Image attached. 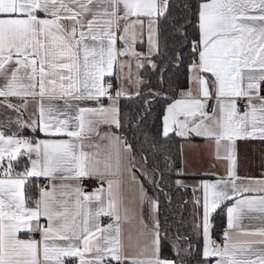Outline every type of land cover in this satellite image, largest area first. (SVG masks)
<instances>
[{"label": "snow or ice", "instance_id": "obj_1", "mask_svg": "<svg viewBox=\"0 0 264 264\" xmlns=\"http://www.w3.org/2000/svg\"><path fill=\"white\" fill-rule=\"evenodd\" d=\"M171 6V0H0V79L4 81L0 97L24 98L20 106L7 100L0 104L17 112L21 106L26 110L28 97L36 104L35 119L25 121L21 115L15 121L0 123V129L16 126L11 135L0 130V264H192L195 259L190 239L179 235V226L171 245L178 259H161L159 200L147 196L142 184L139 211L125 207L123 216L112 180L107 181V190L99 187L86 193L80 186L83 178L115 174L111 149L118 141L128 153L126 167L133 182L138 180L134 171L137 165L141 175L151 172L155 188L164 182L160 161L148 163L149 153L155 159L165 152V145L156 136L142 133L138 160L136 149L127 139L113 132L101 136L97 131L100 124L117 130L130 126L122 121L126 113L121 111L120 101L127 95L123 84L113 94L110 90L114 85L103 83L105 76L115 75L117 57L125 55L137 60L138 70L145 67L144 60L153 74L160 73L155 89L151 78L137 77L134 81L137 98L163 96L165 100L159 135L171 140L174 134L186 142L193 137L213 140L216 158L227 161L226 177L214 182L202 180L193 187L194 228L198 235L202 232L203 264H264V178L237 176L235 143L264 140V0H200L195 12L198 38L189 39L186 25L190 20L173 17L176 43L173 55L167 56L168 63L161 67L153 59H165L160 52L158 22L169 18ZM188 8L190 5L183 6ZM130 17L135 19L128 23ZM143 18H147L149 47L147 53H137L126 37L137 25L144 29ZM121 20L126 22L122 26ZM130 38L135 43L134 31ZM117 39L123 43L119 52ZM184 48H190L191 57L188 87L177 93L179 85L166 82L164 73L169 64L179 66L183 62ZM118 79L122 81L123 76ZM169 92L179 98L173 99ZM105 97L107 106L102 99ZM57 99L63 104L55 103ZM84 101L99 107H81ZM151 103L143 99L144 106ZM73 111L75 116L70 115ZM143 119L138 116L134 126L139 128ZM24 129L47 137L67 135L74 139H37L22 135ZM85 134L108 141L103 146L110 150L105 172L92 158L97 154L78 151L81 145L76 141H82ZM95 147L100 149L101 145ZM23 157L28 163L17 171ZM163 162L171 176L174 164L170 157L164 154ZM58 175L75 183L51 184ZM185 175L182 169L175 170L178 188L187 187L182 179ZM41 177L49 181L50 190L41 187L39 198L33 199L29 195L30 178ZM198 188L203 190L202 200L195 195ZM105 191L106 197L102 195ZM229 201L232 203L227 204ZM145 204L151 226L144 218ZM226 204L221 245L212 238V217ZM103 218L109 223L102 224ZM245 219H258L260 226L247 231L242 224ZM136 223L141 236H152L151 255L141 258L130 257L125 251L123 225L135 228ZM242 228V235L248 239L234 235ZM37 234L39 239L35 238ZM167 235L165 231V238ZM132 238L130 229L127 239L131 242ZM181 241L188 242L183 256Z\"/></svg>", "mask_w": 264, "mask_h": 264}, {"label": "crops", "instance_id": "obj_2", "mask_svg": "<svg viewBox=\"0 0 264 264\" xmlns=\"http://www.w3.org/2000/svg\"><path fill=\"white\" fill-rule=\"evenodd\" d=\"M135 17H130L128 23H131L132 20H134ZM144 19V29L141 30L139 25L135 26L134 29L129 30L128 40L129 45L132 49H134L137 53H147L148 51V31H147V18ZM126 23L125 21L121 20L120 24L121 26ZM132 31L135 32L136 35V41L135 43L132 42L130 36ZM121 33L118 32L117 35L119 36ZM117 43L121 44V48L123 46L122 41L117 39ZM120 48V50H121ZM119 50V51H120ZM118 51V52H119ZM141 62L147 64V61L142 60ZM121 63H123V69L121 70ZM189 64V63H188ZM137 60L132 58L130 55L125 56H118L117 61L115 64V75L109 77L105 76L103 78V83L107 85L109 82H111L114 85L113 93L115 90L119 87H121V83L123 84V87L126 86L124 82V78L127 76H132L131 81L129 83L128 89L126 91L127 95L134 94L137 89L134 85V75H141L140 69L138 70L137 67ZM123 76V80H119L118 77ZM129 76V77H130ZM143 76L141 75V78ZM187 78H188V65H187ZM186 78V83L179 87L177 89V93L184 88L188 87V80ZM4 81L0 79V85H2ZM126 95V96H127ZM262 95V94H261ZM173 99H178V95H171ZM28 104L27 108L25 110L24 107H20L19 112L11 110L6 108L4 105L0 104V123H6L7 121H15L18 117L22 115V118L25 121H30L31 119H35L36 116V104L33 102V99L31 97H28ZM38 99V98H37ZM48 99L47 97L45 98ZM104 106H107L108 100L107 98H102ZM15 104V105H22L24 98L22 97H0V101H5ZM55 103L62 105L63 101L61 100H54ZM81 107H99V105L95 104L92 101H84L80 103ZM164 107L163 106L162 112H161V124L160 128L162 130V116L164 114ZM241 110V112H243ZM77 113L75 111L71 112V116H75ZM63 118V117H62ZM89 119H96L95 117H89ZM71 127V125H70ZM0 130H4L6 135H11L12 132L16 131L15 124H12L9 128H3ZM97 131L102 136L106 132H113L118 136L119 130L115 129L114 126H109L107 124H100L98 126ZM22 135L34 137L37 139H63V140H69L74 138H69L67 135H61L56 137H47L42 133L36 132L33 133L31 129H24L22 132ZM81 146L78 148V151H84L89 154H97L93 158V160H98L100 163L97 165L99 170L101 172H105V160L107 159L109 149L104 148V145L108 144V141L106 139H100V136L95 134H85V137L82 141H76ZM236 155H237V170L236 174L239 177H252V178H264V140L259 139H246V140H237L236 142ZM96 144L101 145L100 149H97L95 147ZM111 151L114 154L113 163H114V175H104L103 176V183L93 188L91 191H85L86 193H91L94 189L103 187L105 190H107V181L112 180L114 182V192L115 197L117 201V206L121 212V216H123V210L125 207H128L129 209L139 211V187L142 184L144 189L146 190V193L148 194V191L146 187L144 186L143 181L141 180L140 176L136 172V175L138 177V180L136 182H133L131 178V173L127 170V159L128 153L124 150V145L121 142H117ZM221 152L223 153V149H221ZM179 153H180V159H179V165L178 169H182L186 175L182 177L184 180V183L192 189L193 193V187L198 186V182L202 180H207L209 182H214L217 178L220 177H226L227 175V161L224 159H217L216 158V147L215 142L210 139L200 138V137H193L190 141L186 142L184 139L179 138ZM15 163V162H14ZM27 157L20 158V163L16 166V170L20 171L23 169L25 164H27ZM41 179V184L37 185V181ZM31 182L34 185V195L33 199H38L40 195V188L48 186V190H50V183L46 178H30ZM61 183H75L74 180H62L60 176L58 175L55 180L51 181V184L60 185ZM59 191V190H58ZM104 197L107 196V192L105 191L102 193ZM196 196H199L202 200L203 196V190L202 188H198V191L195 193ZM247 195V194H246ZM150 197V195L148 194ZM194 202V200H193ZM232 203L231 201L227 202V204ZM195 204V202H194ZM226 205L222 206L221 209L223 211V216L220 218V222L218 226L223 231L226 227ZM196 207V206H195ZM201 215H202V208L200 209ZM148 205L145 204L144 206V218L146 222L151 226L152 221L148 219ZM252 216H258L259 214L253 213ZM42 223H45L42 219ZM109 223V220L103 222L102 224ZM243 225H246L247 231H253L254 229L258 228L260 226V221L258 219L248 220L245 219L242 221ZM132 231V241L130 242L127 239V234L129 230ZM124 230V244H125V251L128 253L130 257H137L141 258L143 256L151 255L150 252V241L152 239L151 234L147 236H141L139 234V224L136 223L135 228H132L130 225H123ZM245 231L244 228L236 230L234 235L237 239H248L249 237H245L242 235V232ZM26 238V237H22ZM36 239H39V234L36 235ZM224 241H222L221 245H223ZM146 245H148V248L146 249ZM203 247V238H202V232H201V240H200V250H202ZM161 259H169L172 260L168 256H164L160 254Z\"/></svg>", "mask_w": 264, "mask_h": 264}, {"label": "trees", "instance_id": "obj_3", "mask_svg": "<svg viewBox=\"0 0 264 264\" xmlns=\"http://www.w3.org/2000/svg\"><path fill=\"white\" fill-rule=\"evenodd\" d=\"M200 0H171V8L169 10V18H161L158 22L159 28V41H160V52L161 56L165 57L162 62L160 57H153L156 63L161 64V67H164L167 62V56L173 55V48L175 46V39L172 34V25L171 20L173 17L179 15L181 16L182 21L190 20L191 23L186 25V30L191 39L193 36H197V17L195 12L197 10V5ZM187 4L190 5V8L183 9V6ZM179 5V7H178ZM183 9V11H181ZM198 38V36H197ZM167 44V49L165 48ZM184 56L183 62L179 66L174 64H169L167 70L164 73V79L166 82H174L179 87L183 86L186 83L187 78V65L191 57L188 55L190 48L183 49ZM174 59V57H173ZM141 75L144 77L143 80H148L151 78V87L155 89L157 87V80L160 75L159 71L153 74L150 65L145 64L144 68L140 69ZM167 87V85H166ZM178 87V88H179ZM177 88V89H178ZM144 92H147V88L142 89ZM177 91V90H176ZM136 93V92H135ZM127 95L121 98L120 107L123 113H126V116H122V121L129 123L130 126L121 129L125 138L129 143L133 145L136 149L137 159H140L139 149L141 144L138 141L143 140L142 133L148 132L152 136H156L160 143L165 145V152L159 154L153 158L149 153L148 163L149 165L160 161L159 167L161 171L165 172L164 182L159 188H155L152 184V176L149 171L147 175H141L138 170L139 165H137L136 172L140 176L141 180L146 187L150 197L156 198L159 200V211L158 218L160 223V233H161V250L160 254L170 257L172 260H177V256L173 252L172 243L175 241L177 233V226L180 227L181 231L180 236H188L190 243L193 246L194 260L192 264H195L196 261H201L203 264L202 257L200 255V240L201 233L198 235L194 224L196 221L193 220V213L195 210V204L193 202L192 189L189 187H177L174 183V180L177 178L175 176V170L178 169L180 153H179V138L175 137L172 134L171 140H165L162 136L159 135L161 132V112L165 104L163 96L161 97H143L137 98L136 94ZM168 95H173L168 93ZM143 99L151 100L152 103L150 106L143 105ZM143 116L144 119L140 123V127L136 128L134 125L137 122V117ZM166 154L170 157V162L174 164V170L171 176H169L166 170V164L163 162V155ZM35 192L34 185L31 182L29 188V195L33 197ZM187 201V203H185ZM181 216L183 220L181 221ZM223 216L222 209H218L216 213L213 214L212 220L214 226H218L221 221L220 218ZM167 231V238H165L164 233ZM185 241H181L180 249L181 256L184 255L183 249L187 247Z\"/></svg>", "mask_w": 264, "mask_h": 264}, {"label": "built area", "instance_id": "obj_4", "mask_svg": "<svg viewBox=\"0 0 264 264\" xmlns=\"http://www.w3.org/2000/svg\"><path fill=\"white\" fill-rule=\"evenodd\" d=\"M121 48V44L117 43L116 44V50L117 52L120 50ZM110 91H113V89H111ZM114 94V93H113ZM262 95H264V92L261 93ZM244 107L243 105H241L240 107V111L243 110ZM118 136H120L122 139H126L125 135L123 134V132L121 130H119L118 132ZM42 180L39 179L37 181V185L41 184ZM103 183V178L99 177V176H93L90 178H83L80 181V186L85 190V191H91L93 188L100 186ZM108 218H103L101 220V223L107 221ZM222 230L219 227H214L212 229V238L213 240L217 241L218 243H221L223 241L222 237Z\"/></svg>", "mask_w": 264, "mask_h": 264}, {"label": "rangeland", "instance_id": "obj_5", "mask_svg": "<svg viewBox=\"0 0 264 264\" xmlns=\"http://www.w3.org/2000/svg\"><path fill=\"white\" fill-rule=\"evenodd\" d=\"M129 76H130V74H129ZM127 76L126 78H124V82H125V85L126 86H124V89H125V91H127V89H128V86L127 85H129V83H130V81H131V78H132V76ZM137 77H139L140 79H144V77H142L141 78V75L139 74V75H134V81L137 79ZM147 196H148V194H147Z\"/></svg>", "mask_w": 264, "mask_h": 264}, {"label": "water", "instance_id": "obj_6", "mask_svg": "<svg viewBox=\"0 0 264 264\" xmlns=\"http://www.w3.org/2000/svg\"><path fill=\"white\" fill-rule=\"evenodd\" d=\"M123 47V46H122Z\"/></svg>", "mask_w": 264, "mask_h": 264}]
</instances>
